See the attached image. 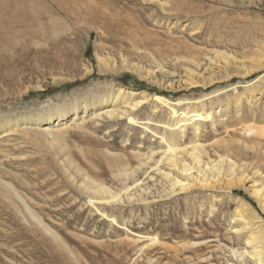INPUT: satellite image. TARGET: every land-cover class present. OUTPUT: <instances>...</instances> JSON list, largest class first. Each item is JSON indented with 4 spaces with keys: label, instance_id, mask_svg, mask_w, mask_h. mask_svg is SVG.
Instances as JSON below:
<instances>
[{
    "label": "rangeland",
    "instance_id": "obj_1",
    "mask_svg": "<svg viewBox=\"0 0 264 264\" xmlns=\"http://www.w3.org/2000/svg\"><path fill=\"white\" fill-rule=\"evenodd\" d=\"M0 33L27 55L21 74L0 72L13 80L0 78V124L19 120L0 133V264H240L233 250L246 246L245 232L231 222L234 209L243 203L264 224L251 193L197 186L170 194L156 168L171 169L160 154L167 142L198 144L204 163L227 153L264 167L256 155L264 152V66L247 75L209 60L221 51L264 64V0H0ZM192 54L199 67L185 61ZM191 68L206 83L178 88ZM151 69L154 78L145 77ZM117 88L150 102L123 120L95 118L100 108L83 124L70 114L65 126L46 125L50 132L23 118ZM158 96L166 102L153 109ZM174 109L207 116L200 134L182 121L181 136ZM243 141L256 148L228 147ZM150 154L155 161L134 180L118 176ZM85 177L123 195L128 185L137 198L91 200ZM4 184L42 225L24 218Z\"/></svg>",
    "mask_w": 264,
    "mask_h": 264
},
{
    "label": "bare ground",
    "instance_id": "obj_2",
    "mask_svg": "<svg viewBox=\"0 0 264 264\" xmlns=\"http://www.w3.org/2000/svg\"><path fill=\"white\" fill-rule=\"evenodd\" d=\"M161 6L163 7V5ZM11 30L12 29H10V31ZM11 40H8L6 38V35L0 33V46H8L13 50L12 52V50L7 48H5L7 50L2 49L3 53L0 54V72L5 68H9L11 70H13L12 68H15L16 70L21 69L23 67V62L27 57V55L24 54V57L20 58V53L24 51L14 49L12 47L14 43ZM9 50L11 51V53L9 52ZM209 60L211 61L210 64L215 61L220 69L222 67L227 71L233 67L238 74L244 73L247 75L252 73L253 67L262 68L264 66V64H262L261 62H259L257 65L251 64L247 66L244 59H239L238 57L231 56L227 53H221V51L217 52L215 57H210ZM185 61L194 64L196 67H199L201 65L199 60L196 59L195 55L192 58H185ZM124 62L125 61H123V63ZM153 62L156 64V67L160 68V71H163L161 62L157 58H155V56L153 57ZM137 70H140V68H137ZM193 70L194 69L188 70V72H186L189 75V78L186 81L181 82L178 88H197L206 83V79L200 78L196 74L197 72ZM19 72L20 74L22 73L20 70ZM19 72H17L18 76L20 75ZM90 72L91 71H89V73ZM9 75V73L8 75H6L7 78H4L0 75V78L4 79V82L6 83L5 85L8 86H10L13 82L12 78H10ZM143 75L145 77L154 78V69L146 71V74ZM22 78L23 75H20L19 79ZM210 80L213 81L214 78H211ZM172 88L175 89L173 86ZM134 94L135 93L130 90L128 91L126 89L124 90L122 88H117L116 90H111L106 94L103 93V96H101L102 93H100L99 95L95 94L92 97L85 96V98L82 99L83 102L80 103L79 98H76L68 104L69 108H66V105H63L65 107L61 106L58 108H51L45 113L39 111L37 113V116L34 117V114H27L28 116H25L23 118L25 120H29L28 125L37 127V129H42L45 126L44 131L46 132H50L46 125H49V123L52 122L53 124H51V127H59L62 125L65 126L66 124L63 123L62 120L66 116L69 117L70 114L73 115L71 118L72 123L81 121L83 124L85 122L84 118L87 113L96 108H100L99 113L95 114V112H93L94 117L97 119L109 117L114 120H123L126 117L131 118V116L133 115L132 110H142L146 107L145 105L150 102L148 94H143L142 99L138 100L135 99ZM97 96L98 98H96ZM152 101L154 104H165L166 102V100L161 97L155 100L152 99L150 104H152ZM154 104H152V108L157 109L158 107ZM172 112L173 116L178 117L175 125L179 126L178 130L182 131L181 136H183L182 134H184L185 132L182 128V121H192L191 124L193 125V129H195L196 134H200L202 124L205 122L207 116H205L204 114H194L190 111L184 110L180 112L176 109H174ZM18 122L19 120L14 123L11 120L5 121L4 119V122L0 124V126L3 127V130H1L0 133H4L8 129V126H13ZM144 127L148 128L147 126ZM255 136L258 137L256 134ZM163 139L165 140V138ZM167 144V148L164 151L160 152V154L162 155L161 159L166 161L171 169L169 171H164L157 167L156 172L158 173V175H160L162 182H165V185H167L170 194H175L177 193V191L188 192L197 186L205 188L220 186L221 189L226 190V192L230 194L235 191H239V189L241 188H244L251 193V195L257 200L258 205L261 207L262 211H264V167L262 165H258L257 163L251 164L248 162L236 161L227 153L219 155L215 160L204 163L202 152L198 144L192 145L189 150L183 149L180 147V145L173 144L172 142H167ZM229 146L230 149L232 147H236L240 150V152H246L247 148H256L253 145L250 146V144L245 143L244 141L242 143L235 142L232 145H228V147ZM185 154L189 160L186 158V156H184ZM256 155L258 157H264V152L259 151ZM154 161V156L150 154L140 161L139 166L135 170H124L120 174H118V176L126 182L128 180H134L136 178V173L138 170L142 169V167L144 166L151 165V163ZM4 186L6 192L10 194L12 198L18 197L19 199H21L15 189L11 188L7 184H4ZM83 186L87 189V191H89L88 193L91 196V200H96L103 204L105 203V205L123 202L124 195L129 200H136L138 194L137 192H139H132L133 188L126 185L125 193L123 195L114 191L112 188L106 185L99 183L97 184L87 177H85L84 179ZM21 201L24 204V208L27 214L24 215V218H26L27 221L38 222V224L42 225L43 221L40 217L37 216V213H35L22 199ZM259 217L260 216H258L255 212L254 214L249 212V210L244 207L243 203L238 205L232 213L231 222L239 223L240 227L236 228V231L241 233L245 232L246 246H243L244 248L241 251L233 250L234 256L236 259H238L240 264H264V224L254 221ZM112 220H114L113 217ZM257 223H260L259 226H256L258 225ZM55 237H57V235Z\"/></svg>",
    "mask_w": 264,
    "mask_h": 264
}]
</instances>
